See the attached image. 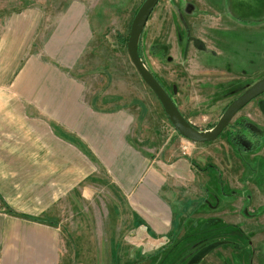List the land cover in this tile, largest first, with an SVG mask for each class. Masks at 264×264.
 I'll use <instances>...</instances> for the list:
<instances>
[{
	"label": "crops",
	"instance_id": "obj_1",
	"mask_svg": "<svg viewBox=\"0 0 264 264\" xmlns=\"http://www.w3.org/2000/svg\"><path fill=\"white\" fill-rule=\"evenodd\" d=\"M197 2L212 12L215 24H205L204 34L212 36L218 50L199 52L218 59L222 73L252 72L248 45L253 28L264 26V0L256 6L247 0ZM97 26L85 1L0 0V264L62 263L59 244L47 240L59 222L46 221L50 219L32 214L29 207L58 201L62 190L77 193L82 186L78 196L89 203L105 197L115 204L114 219L122 203L140 204V210L132 211L131 230L155 235L183 233L182 212L202 210L208 187L211 196L221 198L216 172L205 174L174 147L165 148L160 158L156 146H143L141 121L110 94L109 56L101 65L93 58L99 55ZM239 32H245V47L233 41ZM95 73L100 83L93 79ZM79 152L93 161L89 176L63 177V155L69 161L64 170L77 171L78 164L69 158ZM94 163L101 176L93 174ZM235 167L236 162L234 168L222 169L232 188L240 187ZM143 206L149 213H143Z\"/></svg>",
	"mask_w": 264,
	"mask_h": 264
},
{
	"label": "rangeland",
	"instance_id": "obj_2",
	"mask_svg": "<svg viewBox=\"0 0 264 264\" xmlns=\"http://www.w3.org/2000/svg\"><path fill=\"white\" fill-rule=\"evenodd\" d=\"M79 1L89 3V16L98 24L94 45L99 55H94L95 63L101 65L102 58L109 56L110 94L119 98V105L129 106L141 121L143 146L147 144L153 150L156 146L155 152L160 158L165 148L174 147L191 163H199L205 174L216 172L221 198L211 196L208 187L202 210L194 211L196 214L188 209L182 212L181 224L187 226L183 233L177 234L175 230L156 235L131 230L134 229L132 211L140 210V204L122 203V211L114 219L115 204L105 201V197L100 202L82 201L78 196L82 186L76 187L77 193L62 190L58 201L30 203L32 214L59 222V230L52 231V239L47 240L59 244L61 264H264V93L244 107L216 140L192 142L175 129L128 55L133 15L144 0ZM247 1L249 6L263 5V0ZM204 8L197 0H161L150 15L139 44L148 69L199 130L214 127L227 106L264 76V26L254 27L253 33L250 32L248 51L253 52L252 72L222 73L216 63L218 59L203 57L199 51L205 48L218 52L212 36L204 34L205 24H215L209 14L212 12H205ZM244 33L239 32L233 41L245 47ZM98 35L102 38H97ZM93 79L101 82L98 73ZM150 139V143L145 142ZM259 139L262 144L255 148L253 145ZM241 144L246 149L251 147L252 151L241 148ZM185 145L188 146L186 153L183 152ZM233 150L239 152L238 157ZM64 159L63 155V177L75 176L80 180L86 174L89 176L93 162L89 156L79 152L69 158L78 164L77 171H65L69 161ZM235 162L238 188L230 187L231 183L228 187L229 174L222 170L234 168ZM94 169V175H102L98 164L94 163ZM52 179L47 181L51 184ZM257 194L260 195L257 197ZM141 210L149 213L144 206ZM198 214L203 219H198Z\"/></svg>",
	"mask_w": 264,
	"mask_h": 264
},
{
	"label": "water",
	"instance_id": "obj_3",
	"mask_svg": "<svg viewBox=\"0 0 264 264\" xmlns=\"http://www.w3.org/2000/svg\"><path fill=\"white\" fill-rule=\"evenodd\" d=\"M160 1L161 0H144L137 10L131 23L127 41V50L130 60L142 80L160 101L170 122L182 136L195 143H205L216 140L231 124L240 110L264 93V76L251 84L227 106L214 127L207 130H199L183 115L172 96L159 79L148 69L139 53V44L143 30L150 15Z\"/></svg>",
	"mask_w": 264,
	"mask_h": 264
},
{
	"label": "trees",
	"instance_id": "obj_4",
	"mask_svg": "<svg viewBox=\"0 0 264 264\" xmlns=\"http://www.w3.org/2000/svg\"><path fill=\"white\" fill-rule=\"evenodd\" d=\"M136 13V12H135ZM135 13H134V15H135ZM134 15H133V17H134ZM139 53H141V47H139ZM157 77V76H156ZM161 82V81H160ZM164 86V85H163ZM166 88V87H165ZM166 90H168L167 88H166ZM160 102V101H159ZM161 104V103H160ZM165 112V111H164ZM166 114V113H165ZM247 127H248V129L250 130V131H253L254 133H256L252 128H251V126H249V125H247ZM253 133V134H254ZM257 134V133H256ZM255 135V134H254ZM262 144V141H260V139H259V141H257L253 146L256 148H258L260 145ZM241 148H243V149H246V147H245V145H243V144H241V146H240ZM247 151H252V148L250 147L249 149H246ZM253 150H254V148H253ZM8 210H9V212H11L12 214H15V215H18V213L17 212H15V211H13L11 208H9L8 207Z\"/></svg>",
	"mask_w": 264,
	"mask_h": 264
},
{
	"label": "built area",
	"instance_id": "obj_5",
	"mask_svg": "<svg viewBox=\"0 0 264 264\" xmlns=\"http://www.w3.org/2000/svg\"><path fill=\"white\" fill-rule=\"evenodd\" d=\"M176 129V128H175ZM187 149H188V146H183V152H185L186 153V151H187Z\"/></svg>",
	"mask_w": 264,
	"mask_h": 264
},
{
	"label": "flooded vegetation",
	"instance_id": "obj_6",
	"mask_svg": "<svg viewBox=\"0 0 264 264\" xmlns=\"http://www.w3.org/2000/svg\"><path fill=\"white\" fill-rule=\"evenodd\" d=\"M246 106H247V105H246ZM246 106H245V107H246ZM240 111H241V110H240Z\"/></svg>",
	"mask_w": 264,
	"mask_h": 264
}]
</instances>
